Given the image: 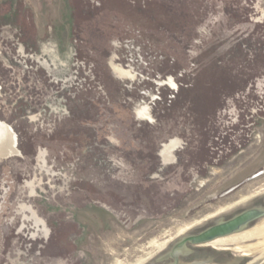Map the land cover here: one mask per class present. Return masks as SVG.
<instances>
[{"label": "rangeland", "instance_id": "374dc122", "mask_svg": "<svg viewBox=\"0 0 264 264\" xmlns=\"http://www.w3.org/2000/svg\"><path fill=\"white\" fill-rule=\"evenodd\" d=\"M0 123V264H166L264 207V0H0Z\"/></svg>", "mask_w": 264, "mask_h": 264}, {"label": "water", "instance_id": "95a60500", "mask_svg": "<svg viewBox=\"0 0 264 264\" xmlns=\"http://www.w3.org/2000/svg\"><path fill=\"white\" fill-rule=\"evenodd\" d=\"M264 217V207H252L246 209L237 215L221 220L206 229L182 238L172 250L171 256L175 259L168 258V253L162 255L157 260H169L166 264H192L193 262H207V264H233L242 260L244 257L229 252L218 251L207 247H193L195 252L191 257L181 256V261L177 255L179 249L184 248L187 243L193 246H201L220 237L229 236L249 228V224ZM256 264H264V257Z\"/></svg>", "mask_w": 264, "mask_h": 264}, {"label": "bare ground", "instance_id": "6f19581e", "mask_svg": "<svg viewBox=\"0 0 264 264\" xmlns=\"http://www.w3.org/2000/svg\"><path fill=\"white\" fill-rule=\"evenodd\" d=\"M167 84L168 85H171V84L174 85V82L170 78V79L167 80ZM177 145H178L177 142L172 141L171 143L167 144L164 147L162 153H163V157H164L165 161H171L173 159L172 150ZM16 151L17 150H16V148L14 146V134L12 133V131L6 125L0 123V155L1 154L7 155L8 153L16 152ZM189 226L190 225H188L185 228H183L182 231H184L185 229L189 228ZM248 230L246 229V230L241 231V232H245V231H248ZM238 233H240V232H238ZM225 237H228V236H225ZM221 238H224V237L217 238V239H215L213 241H210L209 243H206L204 245H207V244L210 245L211 243H213L216 240L221 239ZM163 245H165V243L160 245V246L162 247ZM244 251L247 252V253L256 255V257H254L253 261L251 262V264H256L258 261H260L264 257V244L244 249Z\"/></svg>", "mask_w": 264, "mask_h": 264}, {"label": "flooded vegetation", "instance_id": "af4514ba", "mask_svg": "<svg viewBox=\"0 0 264 264\" xmlns=\"http://www.w3.org/2000/svg\"><path fill=\"white\" fill-rule=\"evenodd\" d=\"M221 221V220H220ZM219 222V221H218ZM217 222V223H218ZM256 222V221H255ZM255 222H252V223H250L249 224V227L252 225V224H254ZM206 229V228H205ZM176 245V244H175ZM175 245H174V247H175ZM208 245V244H207ZM203 246H205V245H203ZM174 247L172 248V250L174 249ZM194 246L193 245H191L190 243H187L185 246H184V248H182V249H179L178 251H177V255H178V257H179V260L181 261V263H182V260H181V256H184L185 258H188V257H191L192 255H193V253L195 252V249L193 248ZM208 247H212V248H215V249H217L216 247H213V246H208ZM172 250L167 254L168 255V258H170V259H172V261L175 263L176 261H175V259L171 256V253H172ZM192 264H207V262H205V263H203V262H193Z\"/></svg>", "mask_w": 264, "mask_h": 264}]
</instances>
